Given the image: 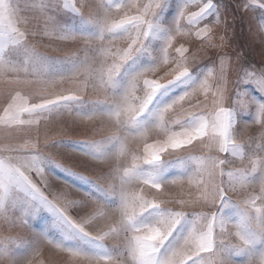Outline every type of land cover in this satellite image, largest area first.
Here are the masks:
<instances>
[{"label": "rangeland", "instance_id": "obj_1", "mask_svg": "<svg viewBox=\"0 0 264 264\" xmlns=\"http://www.w3.org/2000/svg\"><path fill=\"white\" fill-rule=\"evenodd\" d=\"M0 264H264V0H0Z\"/></svg>", "mask_w": 264, "mask_h": 264}, {"label": "clouds", "instance_id": "obj_2", "mask_svg": "<svg viewBox=\"0 0 264 264\" xmlns=\"http://www.w3.org/2000/svg\"><path fill=\"white\" fill-rule=\"evenodd\" d=\"M152 231H157V230H152ZM143 243H144V245L146 247H149L150 248L152 246V244L154 243V238H152V237L145 238L144 241H143Z\"/></svg>", "mask_w": 264, "mask_h": 264}]
</instances>
